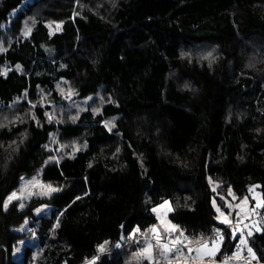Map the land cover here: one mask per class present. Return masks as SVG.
Returning a JSON list of instances; mask_svg holds the SVG:
<instances>
[{
    "label": "trees",
    "instance_id": "16d2710c",
    "mask_svg": "<svg viewBox=\"0 0 264 264\" xmlns=\"http://www.w3.org/2000/svg\"><path fill=\"white\" fill-rule=\"evenodd\" d=\"M24 1L0 0V264H136L141 243L121 237L156 224L163 201L196 240L225 225L213 201L264 195V0ZM89 95L78 116L71 99ZM37 173L59 191L5 209ZM223 235L214 260L232 250Z\"/></svg>",
    "mask_w": 264,
    "mask_h": 264
},
{
    "label": "snow or ice",
    "instance_id": "6c2138e0",
    "mask_svg": "<svg viewBox=\"0 0 264 264\" xmlns=\"http://www.w3.org/2000/svg\"><path fill=\"white\" fill-rule=\"evenodd\" d=\"M76 15V13H74ZM62 23V22H61ZM50 29V35L54 32H58L61 30V24H56L53 29L52 24L48 25ZM32 29L30 27H26L23 35L27 37L31 33ZM3 49H0L2 51ZM211 56V53H209ZM19 65L17 68L19 69ZM59 88V85H57ZM63 93V89H61ZM75 95L74 90H69L66 98H70ZM89 100L92 97H88ZM35 107V105H33ZM99 109L94 110V114L99 113ZM46 115H48L46 113ZM35 119V116H33ZM49 121L52 120V116L48 115ZM77 117H72V120L75 121ZM39 123V121H37ZM105 127L112 130L115 126L112 121H105ZM0 127H4V125H0ZM63 147V146H62ZM50 159H55L50 158ZM58 162V161H57ZM47 163V161H46ZM39 186L41 188H46V191H42L40 194L42 195H50L53 192L59 191L58 188H53L51 185H41L37 177H33L32 180L26 181L24 185L19 189V195L17 192H12L3 203V207L7 209L8 205L13 200L21 199L24 196L25 191L29 187ZM259 187L258 185L251 186L249 188L250 193H254L255 204L253 207L249 208V200L248 197H244L240 200V202L236 205L227 204L229 208V212L226 215L222 209L216 205V202L213 201V207L216 208L218 213L216 219L221 223L228 225L232 229V237L237 239V232L240 233L238 240L239 242L236 244V249L232 252L231 256H225L223 260L220 261V264H232L233 261L239 262L241 260H245V264H251L252 261H256V264H259V259L257 258L253 249L248 245L247 237H251L253 235L252 229L255 231H264V215L261 214V209H264V195L255 193V188ZM215 190V189H214ZM35 193H29L32 195ZM229 195H233L231 188H229ZM79 199V197H77ZM233 199L235 196L233 195ZM20 207L23 208L24 204L21 203ZM235 207L238 209L236 212V216L240 217L239 220L233 221L230 219L232 216L231 209ZM37 212L41 211V209H36ZM151 211L156 215L157 224L150 225L147 229L141 230L139 227L133 228L132 232L128 234V236L121 237V239H127L129 241H133L136 243H140L138 237L143 238L142 246L138 248L136 252L132 254V258L136 261V264H141V261H146L147 264H192L194 261H204L205 258L215 257L216 254L220 251L221 244L223 243L225 237L222 231L218 228L213 229L214 236L213 238H205L202 235L196 239V243L199 245L196 248H193L191 245L193 243L190 238L185 235L184 231L179 228L178 225L173 224L170 220L167 219L168 213L173 211L170 202L165 200L161 204L153 207ZM261 217L259 220L253 219L251 221V227L248 224H243L245 218L248 217ZM58 222L53 228L59 227V218H57ZM27 223V221H25ZM241 224L243 227L248 229L247 235L241 230ZM123 227V226H122ZM109 241L105 240L103 243L97 245V253H103L108 250L107 245ZM119 247V244H117ZM186 249V251H185ZM246 249L248 258L246 259L242 256V250ZM97 256H93L91 259L86 258L84 264H95L98 259ZM126 264H130V262H126ZM215 264V262H213Z\"/></svg>",
    "mask_w": 264,
    "mask_h": 264
},
{
    "label": "rangeland",
    "instance_id": "374dc122",
    "mask_svg": "<svg viewBox=\"0 0 264 264\" xmlns=\"http://www.w3.org/2000/svg\"><path fill=\"white\" fill-rule=\"evenodd\" d=\"M26 1H31V0H25L24 2H26ZM16 10L17 9H14V10H12L11 12H10V14H14L15 12H16ZM52 24V27H53V29L55 28V25L56 24H61V27H62V23L61 22H58V21H54V20H49V21H45V25H46V27H47V29H48V32L50 33V29H49V27H48V25L49 24ZM55 33V32H54ZM11 70V68H9V67H0V72L3 74V75H7V73L9 72ZM67 97V96H66ZM88 97H91V95H89ZM88 97H86V98H84V99H77V98H72L71 99V103L74 105V107H75V109H76V113H77V115L78 116H80L81 115V111L83 110V109H86L87 107H88V101H89V99H88ZM115 118H116V116L115 115H111V116H109V117H107L106 119H107V121H112L113 123H114V125H115ZM33 177H37V179L39 180V182H40V184L41 185H51L53 188H58L59 189V187L57 186V185H55V184H52V183H45V182H43L41 179H40V177H39V175H38V173L37 174H31V175H28V176H24V177H22V179L10 190V192L6 195V198L12 193V192H17L18 193V195H19V189L22 187V185H24V183L26 182V181H30V180H32V178ZM47 189L46 188H41V187H39V186H36V187H29L26 191H25V193H24V196L21 198V199H18V200H16V201H18V203H19V205L21 204V203H23L24 205H25V203L26 202H29L31 199H34V198H38V199H40V198H45V197H48L49 195H42V194H40L42 191H46ZM29 193H35V194H32V195H29ZM54 193V192H53ZM255 193H258V194H260V191H259V189H256L255 188ZM52 194V193H51ZM244 197H248V200H249V204H248V207L249 208H251V207H253V205L255 204V197H254V193H250L249 192V194H246ZM244 197H242L241 199H243ZM5 198V199H6ZM240 199V200H241ZM240 200H238V201H235V202H233V203H230V204H232V205H236V204H238L239 202H240ZM227 204H229V202H227ZM41 209V211H43L45 208H46V204L44 203V202H40V203H38V204H36L35 206H34V211L36 212V213H40L41 211H39V212H37L36 211V209ZM261 210H263V209H261ZM223 211V210H222ZM230 211V210H229ZM228 211V212H229ZM238 211V209H236L235 207H233L232 209H231V212H232V216L230 217V219H232L233 221L234 220H239L240 219V217H238V216H236V212ZM228 212H225L224 211V213L227 215L228 214ZM250 217H248V218H245L244 219V221H247L248 219H249ZM167 219H168V216H167ZM26 221V220H25ZM25 221L23 222V224L22 225H20L19 226V229H21L22 230V228L24 227V225L26 224L25 223ZM243 221V222H244ZM158 223V222H157ZM156 223V224H157ZM245 224H248L249 226L251 225V222H246ZM252 230H254V229H252ZM247 231H248V229H246L245 228V235H247ZM213 234V233H212ZM212 234H210V235H212ZM186 235V234H185ZM209 237V235L208 236H206L205 238H208ZM138 239H140L141 240V246H142V242H143V238L142 237H138ZM191 240V239H190ZM193 241V243H192V247L193 248H196V247H198L199 245L195 242L196 240H192ZM24 244H25V241L24 240H19L18 242H17V244L13 247V249H12V256H13V258H15V259H20V257H21V252H22V250H23V246H24ZM249 244V243H248ZM140 246V247H141ZM250 246V245H249ZM233 250V249H232ZM230 251L228 254H227V256H231V254H232V252H234V250L233 251ZM185 251H186V249H185ZM242 256L244 257V258H246V259H250V258H248V254H247V250L246 249H243L242 250ZM132 258V257H131ZM132 260H134L133 258H132ZM204 261H219V260H214V258L213 257H210V258H205V260ZM221 261V260H220ZM234 263H242V262H245V260H241V261H239V262H236V261H233ZM252 262H254V263H256V261H252ZM260 263V262H259ZM84 264V263H83ZM126 264V263H125ZM130 264H132V263H130Z\"/></svg>",
    "mask_w": 264,
    "mask_h": 264
},
{
    "label": "built area",
    "instance_id": "2783aa9c",
    "mask_svg": "<svg viewBox=\"0 0 264 264\" xmlns=\"http://www.w3.org/2000/svg\"><path fill=\"white\" fill-rule=\"evenodd\" d=\"M261 211V214L262 215H264V209L263 210H260ZM261 217H259V216H257V217H250L247 221H244L243 222V224H245L246 222L248 223V222H251L253 219H256V220H259ZM234 221H236V220H234ZM243 224H241V230L245 233V228L243 227ZM137 227V226H136ZM135 227V228H136ZM249 227H251V225L249 226ZM221 231H222V233L224 234V232L225 231H228V233H229V239H230V241H231V243H232V249L235 251V249H236V244L239 242V240H238V237H239V235H240V233L239 232H237V239H234L233 237H232V229H231V227H229L228 225H224L223 226V228L222 229H220ZM213 236H214V233L212 234V235H209V237L208 238H213ZM249 245V244H248ZM232 250V251H233Z\"/></svg>",
    "mask_w": 264,
    "mask_h": 264
},
{
    "label": "water",
    "instance_id": "95a60500",
    "mask_svg": "<svg viewBox=\"0 0 264 264\" xmlns=\"http://www.w3.org/2000/svg\"><path fill=\"white\" fill-rule=\"evenodd\" d=\"M213 262H215V264H220V261H194L192 262V264H213ZM236 264H241V263H236ZM251 264H256V263H252ZM259 264H264V263H259Z\"/></svg>",
    "mask_w": 264,
    "mask_h": 264
},
{
    "label": "bare ground",
    "instance_id": "6f19581e",
    "mask_svg": "<svg viewBox=\"0 0 264 264\" xmlns=\"http://www.w3.org/2000/svg\"><path fill=\"white\" fill-rule=\"evenodd\" d=\"M252 263H254V262H252ZM232 264H236V263L232 262ZM241 264H245V262H242Z\"/></svg>",
    "mask_w": 264,
    "mask_h": 264
}]
</instances>
